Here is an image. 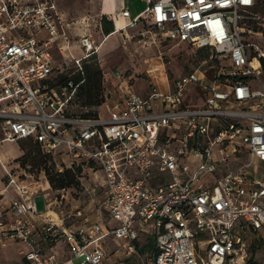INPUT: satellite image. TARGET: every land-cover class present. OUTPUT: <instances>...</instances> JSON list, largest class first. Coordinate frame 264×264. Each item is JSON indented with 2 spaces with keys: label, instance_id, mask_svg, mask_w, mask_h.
<instances>
[{
  "label": "built area",
  "instance_id": "obj_1",
  "mask_svg": "<svg viewBox=\"0 0 264 264\" xmlns=\"http://www.w3.org/2000/svg\"><path fill=\"white\" fill-rule=\"evenodd\" d=\"M145 2L120 32L146 23L152 38L204 58L146 94L116 70L118 98L83 118L68 114L73 83L52 79L55 55L70 50L56 0H0V144L32 139L67 156L71 169L83 162L86 174L103 173L84 186L99 198L89 219V209L39 212L34 197L52 191L47 176L24 179L3 165L15 196L10 218L0 212L2 245L26 243L25 264H247L252 256L247 225L257 235L264 227V14L258 0ZM119 15L130 18L125 8ZM77 46V64L101 48L91 35ZM61 241L56 256L50 249Z\"/></svg>",
  "mask_w": 264,
  "mask_h": 264
},
{
  "label": "rangeland",
  "instance_id": "obj_2",
  "mask_svg": "<svg viewBox=\"0 0 264 264\" xmlns=\"http://www.w3.org/2000/svg\"><path fill=\"white\" fill-rule=\"evenodd\" d=\"M56 2L70 41V50L63 56L55 55L56 64L52 79L56 83L60 79H71L81 74L84 66L98 68L102 75L99 98L103 102L106 99L112 100L119 96V84L112 76V73L116 70L125 75V82H128L127 84L131 90L146 94L151 83L160 90H165L166 76L170 81L175 78L181 79L188 71L200 64L205 56L204 53L193 52L191 48L183 44L161 41L156 37L152 38L154 31L146 23H139L134 27L127 28L126 34H114L116 36L109 39L106 44L104 43L105 37L102 33L98 11L100 0H56ZM256 11L264 14V0H258ZM249 26H255V23L250 22ZM148 31L151 33L149 34ZM82 35H91L103 49L101 47L98 55L93 59L83 60L80 64H77L76 60L82 56V50L77 46ZM253 40L256 41V37ZM209 76L212 77V74H209ZM262 80L264 81V74ZM100 110H103V105L97 107L83 106V99L78 98L76 94L71 99L68 107V113L78 115L98 113ZM0 146V150L9 153L7 155L9 161L6 166L15 174H20L24 179L30 175L36 178L42 175V156L40 150L31 141L4 142ZM20 152L21 154H19ZM18 154L17 158L12 159ZM52 163L56 169H59V166L64 167V170L71 169L69 168L70 159L67 156L59 155V153L52 156ZM78 165L79 167L76 166L73 169L75 171L81 170V176L79 177L83 186L78 189L71 187L64 193H60V190L55 189L53 186H51L52 191L43 189L34 197V203L39 212H45L47 205L52 207L54 213L63 210L70 214L81 208L85 211L88 209L92 211L93 214L89 213L86 215L87 218L88 216L89 219L96 218L95 210L98 207L96 204L99 202V198L96 196L92 199L84 190V186L98 184L100 178L103 177V173L101 170H97L94 173L89 171L86 174V171L82 169L83 162H79ZM61 195H64L62 200ZM86 217L75 223L78 224L82 220L84 221ZM247 230L248 237L251 239L253 229L247 225ZM261 237H264V227L260 229L258 235L253 237V241L257 243L254 250L256 253L254 259L257 264H264V245L261 243ZM2 240L0 232V263L17 264L21 258L19 251L30 250V247L23 241L9 239L3 246ZM64 246L65 243L61 241L50 249V252L60 256L65 249ZM145 250L147 248L141 249V253H144ZM115 263L138 264V261L133 258L130 262Z\"/></svg>",
  "mask_w": 264,
  "mask_h": 264
},
{
  "label": "trees",
  "instance_id": "obj_3",
  "mask_svg": "<svg viewBox=\"0 0 264 264\" xmlns=\"http://www.w3.org/2000/svg\"><path fill=\"white\" fill-rule=\"evenodd\" d=\"M101 27L102 33L105 36H108L115 32L114 22L112 20L107 19L105 16L101 18ZM101 77V71L98 68L84 66V70L81 74H78L72 77L71 79H60L57 83L68 85L69 82H72L76 89L75 94L78 98L83 99V106L97 107L103 105L104 103L102 99L99 98L101 88ZM68 114L83 118H96L98 116V113H87L84 115L70 113ZM26 141H31L40 150L43 162L41 173L47 176L51 186L55 187V189L58 190H69L71 187H75L78 189L83 186L81 185L79 177L81 176L80 169H78V171H75L72 168L59 172L52 163V155L42 152L40 146L34 140L26 139ZM104 217H107L106 213L104 214ZM254 235L257 234H253L249 241L252 256L248 260L247 264H257L254 259V254H256L254 250L257 244L255 241H253ZM261 238V243L264 245V237Z\"/></svg>",
  "mask_w": 264,
  "mask_h": 264
},
{
  "label": "crops",
  "instance_id": "obj_4",
  "mask_svg": "<svg viewBox=\"0 0 264 264\" xmlns=\"http://www.w3.org/2000/svg\"><path fill=\"white\" fill-rule=\"evenodd\" d=\"M146 7H147V3L145 2V0H100L98 5L100 20L103 16H105L107 19L112 20L115 25L114 33L108 36L104 35L105 37L104 43H106L107 41H109V39H111L112 37L116 36L119 33L121 35L126 34L127 28L125 29V31L121 30L122 32H120L119 30L122 29L127 22L134 21L135 19L140 17V15L145 11ZM124 8L128 9L130 12V18H128L127 20L123 19L119 15ZM101 49H103V47ZM8 154L9 153L7 151L0 150V212H4L5 217L7 219L10 218L9 217L10 201L15 196V191L12 188H6L7 179L5 177V171L3 169V165H6V163L9 161L7 159ZM19 154H21V152ZM19 154L14 156L12 159L17 158ZM19 256L21 258L19 259L17 264H25L22 256L20 255V251H19Z\"/></svg>",
  "mask_w": 264,
  "mask_h": 264
},
{
  "label": "bare ground",
  "instance_id": "obj_5",
  "mask_svg": "<svg viewBox=\"0 0 264 264\" xmlns=\"http://www.w3.org/2000/svg\"><path fill=\"white\" fill-rule=\"evenodd\" d=\"M114 35V34H113Z\"/></svg>",
  "mask_w": 264,
  "mask_h": 264
}]
</instances>
